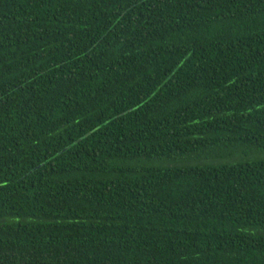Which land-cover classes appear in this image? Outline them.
Segmentation results:
<instances>
[{"label": "trees", "instance_id": "obj_1", "mask_svg": "<svg viewBox=\"0 0 264 264\" xmlns=\"http://www.w3.org/2000/svg\"><path fill=\"white\" fill-rule=\"evenodd\" d=\"M264 0H0V264H264Z\"/></svg>", "mask_w": 264, "mask_h": 264}, {"label": "rangeland", "instance_id": "obj_2", "mask_svg": "<svg viewBox=\"0 0 264 264\" xmlns=\"http://www.w3.org/2000/svg\"><path fill=\"white\" fill-rule=\"evenodd\" d=\"M261 158H264V155L260 156Z\"/></svg>", "mask_w": 264, "mask_h": 264}]
</instances>
